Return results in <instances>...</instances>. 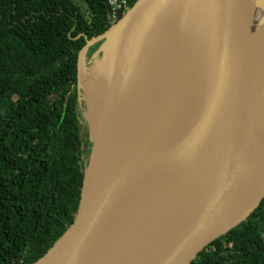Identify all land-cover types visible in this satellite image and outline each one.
Returning <instances> with one entry per match:
<instances>
[{"label":"water","instance_id":"water-1","mask_svg":"<svg viewBox=\"0 0 264 264\" xmlns=\"http://www.w3.org/2000/svg\"><path fill=\"white\" fill-rule=\"evenodd\" d=\"M174 34L161 66L153 36ZM84 39L77 104L90 79L85 55L98 44L92 62L109 60L107 92L86 116L90 151L73 221L32 264H191L264 198V4L136 0ZM123 87V108L104 137ZM175 153L193 166L197 196L186 209L150 195L149 170Z\"/></svg>","mask_w":264,"mask_h":264},{"label":"trees","instance_id":"trees-1","mask_svg":"<svg viewBox=\"0 0 264 264\" xmlns=\"http://www.w3.org/2000/svg\"><path fill=\"white\" fill-rule=\"evenodd\" d=\"M78 3L0 0V264L38 260L76 213L88 156L77 57L109 28L107 0ZM191 264H264V198Z\"/></svg>","mask_w":264,"mask_h":264},{"label":"bare ground","instance_id":"bare-ground-1","mask_svg":"<svg viewBox=\"0 0 264 264\" xmlns=\"http://www.w3.org/2000/svg\"><path fill=\"white\" fill-rule=\"evenodd\" d=\"M257 5H263L264 0H254ZM186 33H190V28H186ZM176 35L170 36L166 40L157 42L153 36L155 43V56L157 62L162 66L166 58L169 57L173 45L176 41ZM108 59L103 62L97 61L94 68L90 71L88 76L90 79L81 80V95L82 99L87 104V109L91 113H97L101 102L105 99L107 92V81L110 75V64L108 66ZM126 88L123 87L121 95L116 103L113 105V109L109 111L105 121L102 124L100 133L106 137L108 131L112 127V123L119 116L121 109L125 102ZM97 108V109H96ZM96 109V110H95ZM161 162V163H160ZM153 168L149 170L153 173L152 188L150 195L152 201L158 206L162 205H176L177 208L182 205L187 207L192 206L196 201V190L192 183V171L193 166L185 162L182 154L175 153L174 155H165ZM183 203V204H181Z\"/></svg>","mask_w":264,"mask_h":264},{"label":"rangeland","instance_id":"rangeland-1","mask_svg":"<svg viewBox=\"0 0 264 264\" xmlns=\"http://www.w3.org/2000/svg\"><path fill=\"white\" fill-rule=\"evenodd\" d=\"M98 47H99V44L91 47L85 55L84 67H85V74L87 75V77H89L88 74L90 73L89 72L90 68L94 66V63L92 62V56L97 51ZM107 54H108V51H107ZM99 58H100V62L104 61V59H102L103 58L102 56ZM86 106H87L86 102L82 100L78 108V119H79V130H80L81 141H82L81 150L82 151L88 150V154H89L90 143L88 139V124H87V119H86L88 109Z\"/></svg>","mask_w":264,"mask_h":264},{"label":"built area","instance_id":"built-area-1","mask_svg":"<svg viewBox=\"0 0 264 264\" xmlns=\"http://www.w3.org/2000/svg\"><path fill=\"white\" fill-rule=\"evenodd\" d=\"M108 14L106 23L112 26L129 10L128 0H107Z\"/></svg>","mask_w":264,"mask_h":264}]
</instances>
